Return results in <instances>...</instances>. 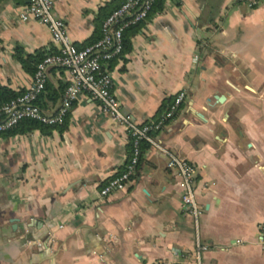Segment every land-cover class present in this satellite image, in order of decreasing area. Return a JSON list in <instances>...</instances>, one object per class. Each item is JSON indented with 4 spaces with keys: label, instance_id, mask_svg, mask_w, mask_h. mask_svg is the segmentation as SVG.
<instances>
[{
    "label": "crops",
    "instance_id": "obj_1",
    "mask_svg": "<svg viewBox=\"0 0 264 264\" xmlns=\"http://www.w3.org/2000/svg\"><path fill=\"white\" fill-rule=\"evenodd\" d=\"M52 2L74 45L84 48L100 36L105 14L125 0ZM24 5L0 0V87L17 94L33 76L16 50L23 57L56 52L44 26L19 21ZM125 40L128 50L106 65L123 113L150 123L167 111L162 104L186 92L154 136L196 169L198 237L182 213L176 173L150 147L125 191L100 196L124 170L130 140L81 94L49 133L0 137V264L169 262L174 250L192 253L197 238L207 248L201 264H264L258 229L264 223V124L247 117L250 98L264 93V0L254 9L242 0H166ZM48 83L65 89L67 73L52 69ZM227 94L222 104L214 100ZM59 103L45 98L44 110Z\"/></svg>",
    "mask_w": 264,
    "mask_h": 264
},
{
    "label": "built area",
    "instance_id": "obj_2",
    "mask_svg": "<svg viewBox=\"0 0 264 264\" xmlns=\"http://www.w3.org/2000/svg\"><path fill=\"white\" fill-rule=\"evenodd\" d=\"M18 18L22 23L34 21L44 26L56 49L53 54L45 55L37 65L28 89L10 102L0 106V133L17 126L22 121H34L48 127L62 125L74 103L81 94L87 95L98 104L101 112L110 121L122 126L130 140V154L124 170L114 176L100 191L101 197L112 192L125 191L137 178V166L141 158V142L156 150L166 159V167L176 173L181 191V210L192 218L198 237L199 216L195 196V167L187 160L172 153L155 139L154 133L172 120L186 99L184 90L177 93L167 111L156 122L138 124L121 111L113 95L112 81L106 65L119 57L123 51V34L130 27L145 21L154 0H125L102 23L101 36L93 44L78 49L70 39L63 19L59 18L52 0H24ZM262 0H242L248 9L256 8ZM195 61L197 57H194ZM62 69L67 73L68 84L60 98L58 107L47 112L37 105V99L44 91L52 69ZM259 244L264 246V223L258 226ZM207 248L197 238L194 251L190 254L174 250L176 258L169 262L157 261L153 264H201L202 254ZM191 260V261H189Z\"/></svg>",
    "mask_w": 264,
    "mask_h": 264
},
{
    "label": "trees",
    "instance_id": "obj_3",
    "mask_svg": "<svg viewBox=\"0 0 264 264\" xmlns=\"http://www.w3.org/2000/svg\"><path fill=\"white\" fill-rule=\"evenodd\" d=\"M166 2V0H154V3L152 5L151 11L148 15L147 18H149L150 16L157 14L159 12H161L164 9V3ZM120 7V6H119ZM119 7L115 8V9H111L109 10V12L107 14H105V16L103 17L102 21L104 19H106L113 11H115L116 9H118ZM102 23V22H101ZM141 24V23H140ZM134 25V26H130L128 27L123 34V51L122 53L125 51V49L127 48V41L125 40V36L127 31L131 30L132 28L138 26ZM100 36H101V32H100ZM97 37V39H95L93 42H91L89 45L93 44L94 42H96L99 38ZM88 45V46H89ZM78 49H82V48H78ZM128 50V49H126ZM16 58L20 61L23 69L28 72L29 74H31L32 76L34 75L35 71H36V67L37 65L42 61V59L45 57L44 55H40V54H34V55H29V56H25L23 57L21 50L17 49L16 53H15ZM64 89L63 88H59V89H54L52 86L49 85V83L47 82L44 91L41 93V95L38 97L37 99V105L39 106V108L43 109L45 108V105L43 104L44 99L46 98L48 101H50L51 103H56L62 96ZM22 94V93H20ZM20 94H17L15 92H13L12 90H10L8 87H0V106L3 104H6L8 102H10L11 100L15 99L17 96H19ZM165 103V102H164ZM169 105L166 104H162V109L163 111H166V107L168 109ZM160 119V118H159ZM157 120H154L153 122H156ZM57 128V126L55 127H48V126H44L41 125L37 122L34 121H22L21 123H19L17 126L13 127L12 129L0 133V137L3 138H10V137H14L17 135H23L26 134L28 132L34 131V130H39L41 133L43 134H47L49 133L52 129ZM155 134V133H154ZM153 134V135H154ZM148 144L145 142H141L140 144V149H141V158L140 161L143 157L144 152L148 149ZM131 150V149H130ZM130 150H129V154H130ZM139 161V163H140ZM139 167V164L137 166V169Z\"/></svg>",
    "mask_w": 264,
    "mask_h": 264
},
{
    "label": "rangeland",
    "instance_id": "obj_4",
    "mask_svg": "<svg viewBox=\"0 0 264 264\" xmlns=\"http://www.w3.org/2000/svg\"><path fill=\"white\" fill-rule=\"evenodd\" d=\"M264 94V93H263ZM255 96L250 98V108L248 110V118L257 125L264 124V96ZM247 115V114H246ZM262 133V130H260ZM258 136V134H256ZM261 135V134H260Z\"/></svg>",
    "mask_w": 264,
    "mask_h": 264
},
{
    "label": "water",
    "instance_id": "obj_5",
    "mask_svg": "<svg viewBox=\"0 0 264 264\" xmlns=\"http://www.w3.org/2000/svg\"><path fill=\"white\" fill-rule=\"evenodd\" d=\"M213 97H214V100L217 101L218 104H222L226 99L229 98V95L228 94L227 95H221L220 97L215 95ZM199 119H200V121H202L201 117H199ZM24 234H25V231L21 230L19 232V237L23 238ZM25 239H26V241L31 242L32 246L36 245L35 240L33 239L32 235L31 236L26 235Z\"/></svg>",
    "mask_w": 264,
    "mask_h": 264
}]
</instances>
